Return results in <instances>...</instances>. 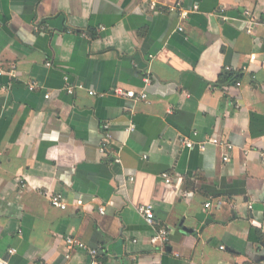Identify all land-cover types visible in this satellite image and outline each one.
Masks as SVG:
<instances>
[{
  "label": "crops",
  "instance_id": "1",
  "mask_svg": "<svg viewBox=\"0 0 264 264\" xmlns=\"http://www.w3.org/2000/svg\"><path fill=\"white\" fill-rule=\"evenodd\" d=\"M69 237L106 264H264V0H0V260L91 264Z\"/></svg>",
  "mask_w": 264,
  "mask_h": 264
},
{
  "label": "built area",
  "instance_id": "2",
  "mask_svg": "<svg viewBox=\"0 0 264 264\" xmlns=\"http://www.w3.org/2000/svg\"><path fill=\"white\" fill-rule=\"evenodd\" d=\"M159 0H151V5L153 8H155L157 6V3H158ZM173 10H176L175 8H173ZM197 10V7H195L192 11L191 10H185V9H181L179 8L178 9V17L180 19H187L189 17V15L191 13H193V11H196ZM248 14V13H247ZM252 60H255V57H252ZM48 66H50V64H48ZM10 74L12 75H16V67L15 66H11L10 67ZM225 72L226 73H231L232 70L231 68H226L225 69ZM66 80V86H65V92H67L69 95H73L75 93V91L78 89V88H81V87H76L74 85H71L69 84V81H68V78H65ZM146 83L149 84L150 81L147 79L146 80ZM236 85L237 86H240L241 83L240 82H236ZM28 89L30 91H34L36 89V86L34 84H31L28 86ZM114 93L117 94L118 96H123V97H127V98H131V99H135V100H140V99H147V94L145 92L139 94V95H135V93H132V92H125L123 91L122 89L120 88H117L114 90ZM91 96H94L96 95L95 92H90L89 93ZM51 96L50 94H47L45 96L46 99H49ZM106 129H108V127L106 126L105 127ZM134 129V126H130L128 131L131 132L133 131ZM110 140H111V136L106 133L103 137V142H102V145H101V153L102 154H107V150H108V145L110 143ZM210 142L212 144H214L215 146H221V147H224L227 152H232L234 147L232 144L230 143H226L224 141H222L221 139H212L210 140ZM185 146L188 148V149H192L194 148L195 146V143L192 142L191 140H187L184 142ZM199 146L203 147L202 144H200ZM229 153H227L224 157H223V161L224 162H229L230 161V156H229ZM115 162L116 163H119L120 160L117 158L115 159ZM163 178L165 179V183L167 185H171L173 184V180L172 178L165 174L163 175ZM49 201H50V204L52 207L56 208V209H59L61 211H67L69 209V203L67 202V200L64 198V196L60 193H56V194H51L49 195L48 197ZM75 205L77 207H80L83 205V201L81 200H77L74 202ZM211 207V204H208L207 205V208ZM105 208H101L100 209V214L104 215L105 214ZM138 213L145 219V221L149 224V225H153L154 224V219H155V215H154V207L153 205H141L140 207H138L137 209ZM169 236H170V232L168 231V229H160V230H157L154 237L152 238L151 240V243L153 245H156V246H164V244L169 240ZM66 246H67V249L69 251H72L74 249H79V250H84L87 252L89 258H90V262L91 264H106L104 261L101 260V250L98 248V249H94V248H89L86 244H84L82 241L78 240V239H75V238H67L66 239ZM16 251L15 250H10V254H14ZM70 256L67 255V258H69ZM0 264H8L6 261H3V260H0ZM157 264V263H155Z\"/></svg>",
  "mask_w": 264,
  "mask_h": 264
},
{
  "label": "trees",
  "instance_id": "3",
  "mask_svg": "<svg viewBox=\"0 0 264 264\" xmlns=\"http://www.w3.org/2000/svg\"><path fill=\"white\" fill-rule=\"evenodd\" d=\"M229 78L228 79H231L232 81L236 80L238 77L234 76L233 74L231 75H228Z\"/></svg>",
  "mask_w": 264,
  "mask_h": 264
}]
</instances>
